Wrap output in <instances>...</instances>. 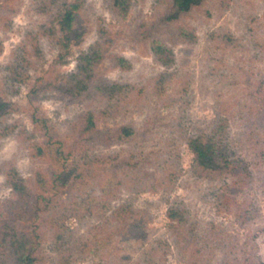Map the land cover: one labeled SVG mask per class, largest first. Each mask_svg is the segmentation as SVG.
I'll use <instances>...</instances> for the list:
<instances>
[{"label":"rangeland","instance_id":"1","mask_svg":"<svg viewBox=\"0 0 264 264\" xmlns=\"http://www.w3.org/2000/svg\"><path fill=\"white\" fill-rule=\"evenodd\" d=\"M73 1L66 41L57 13ZM168 6L131 0L122 17L111 0H0V213L16 199L4 175L14 166L31 193L17 224L39 233L36 264H264V0H203L174 22ZM104 31L88 91L61 90ZM152 38L172 49L169 65ZM112 83L113 93L95 88ZM33 112L65 160L36 155L48 137ZM122 126L134 135L114 136ZM210 135L247 177L195 167L188 140ZM0 260L15 264L3 249Z\"/></svg>","mask_w":264,"mask_h":264},{"label":"trees","instance_id":"2","mask_svg":"<svg viewBox=\"0 0 264 264\" xmlns=\"http://www.w3.org/2000/svg\"><path fill=\"white\" fill-rule=\"evenodd\" d=\"M202 1L203 0H169L168 11L164 20L166 22H174L182 13L189 11ZM111 3L120 16L125 17L128 14L131 0H111ZM79 6L77 1H73L65 3L59 8L56 23L61 39H65L66 41L70 39V35L75 28ZM178 32L182 38H195V34L185 30V28L178 27ZM106 36V31H104L101 36L102 40L100 39V41L93 44L87 52L80 56L77 64V72L71 74L60 84L59 87L61 90L71 95H78L88 91L94 67L105 51ZM150 45L151 52L157 62L162 65H169L173 61V51L167 44L159 39L152 38ZM67 46L68 44L65 42L61 43L63 49H67ZM113 59L120 67L129 66V62L124 56L115 55ZM95 88L101 93L109 94L117 91L120 87L112 83L98 84ZM1 105L0 103V106ZM31 119L36 128L43 131L48 137L46 146H35L36 155L42 156L47 153L55 161L65 160L66 155L61 148V142L54 136V128L49 125L45 118L36 115L35 112L31 114ZM94 127L95 121L92 114H86L84 130L90 131L93 130ZM113 135L118 138H127L134 135V130L131 127L122 126L118 128ZM188 147L193 154L194 165L200 171L209 174L241 173L238 177H242V179L249 175L243 174V168L245 170V166L241 160L229 158L225 148L215 135L191 137L188 140ZM4 175L16 199L6 203L7 212L3 211L0 213V249H3L5 252L7 251L15 264H36L37 256L35 251L39 245V233L36 227L28 231L20 229L17 224L27 212L26 201L30 199L31 193L16 167H9L4 171ZM38 184L44 189H47L49 186L47 180L41 177L38 178ZM42 198H44V196H42ZM23 201H25V203H23ZM168 217L177 222L182 219V212L176 208H172L168 212ZM0 264H5V262L0 260Z\"/></svg>","mask_w":264,"mask_h":264}]
</instances>
